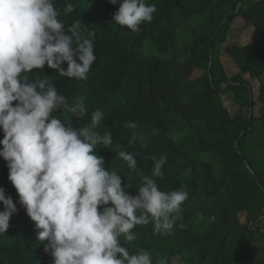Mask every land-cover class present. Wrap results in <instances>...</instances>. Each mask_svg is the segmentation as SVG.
Wrapping results in <instances>:
<instances>
[{
	"label": "trees",
	"instance_id": "obj_1",
	"mask_svg": "<svg viewBox=\"0 0 264 264\" xmlns=\"http://www.w3.org/2000/svg\"><path fill=\"white\" fill-rule=\"evenodd\" d=\"M245 1L145 0L156 7L153 20L132 31L114 21L119 4L110 0H53L66 27L79 20L96 34V60L86 80L61 77L47 64L29 74L49 75L66 97L67 104L54 114L79 126L93 111L104 112L98 131L111 132L120 150L138 153L137 169L130 170L113 151L97 149L105 166L129 183L131 194L138 192L144 176L152 175L151 157L162 154L167 157L163 177L153 178L164 191L184 187L188 192L179 219L166 235H153L150 220L133 229L136 240L121 237L130 252L151 251L154 262L167 256L169 264L175 258L184 264H264V171L259 174L245 153L246 136L259 121L264 147V0L243 7ZM67 3L74 5L72 13L64 12ZM237 18L251 26L252 40L225 46L238 68L230 76L216 46L226 43ZM197 70L201 74L192 78ZM250 79L259 80L260 114L254 112ZM226 89L249 92L246 118L230 114L222 98ZM235 98L240 95L235 93ZM77 102L88 110L81 122L68 112ZM130 121L135 129L127 127ZM134 134L142 139L129 144ZM3 135L0 131V140ZM207 155L210 160L203 159ZM8 175L0 157V187L18 208L7 232L0 234V264H53Z\"/></svg>",
	"mask_w": 264,
	"mask_h": 264
},
{
	"label": "clouds",
	"instance_id": "obj_2",
	"mask_svg": "<svg viewBox=\"0 0 264 264\" xmlns=\"http://www.w3.org/2000/svg\"><path fill=\"white\" fill-rule=\"evenodd\" d=\"M119 4L114 21L136 31L150 23L156 12L145 0H110ZM74 5L67 3L65 13ZM53 0H0V157L19 204L34 222L37 240L53 264H169L167 256L153 261L152 252H133L122 244L136 240L133 229L153 222V235H166L179 219L188 199L186 188L164 191L153 177H163L166 155L153 161L152 175L144 176L133 195L116 170L105 166L101 147L115 153L130 170L138 166V153L120 150L111 132L98 131L104 112L74 126L54 113L67 104L50 76L32 77L45 65L61 77L86 80L94 54L95 31L79 20L67 27L58 19ZM15 102V103H14ZM81 122L88 116L82 102L68 106ZM127 127L135 129L134 122ZM133 135L129 144L137 139ZM0 234L18 212L13 197L0 187Z\"/></svg>",
	"mask_w": 264,
	"mask_h": 264
},
{
	"label": "rangeland",
	"instance_id": "obj_3",
	"mask_svg": "<svg viewBox=\"0 0 264 264\" xmlns=\"http://www.w3.org/2000/svg\"><path fill=\"white\" fill-rule=\"evenodd\" d=\"M252 3L251 0H247L244 2L243 7H248ZM252 28L250 25L246 24L241 18H237L230 27V30L228 32V38L226 43L222 45L216 46L217 51V57L222 61L224 64V67L227 71V73L231 76L238 72V68L236 63L232 60L230 56H228L225 52V46L228 44H246L252 40ZM200 71H195L192 78L200 75ZM251 85H252V98L256 101V107L254 109V112L256 114H260L262 112L263 106L258 101V86H259V80L257 79H250ZM236 95H240V99L242 98L243 101L240 102V99L235 98ZM222 98L224 101L225 106L229 109L230 114L232 116H241L242 119L246 118V116L249 114L250 110L248 107V100L251 99V96L249 92L247 91H241L240 89H226L225 92L222 94ZM183 99L186 100L184 97ZM243 130V134H244ZM173 135L176 138H180L181 134L173 132ZM245 153L247 158L254 164L256 171L259 174H262L264 171V147H263V126L262 122H258L255 124V126L250 129L246 136V148ZM212 156L207 155L204 156L203 159H211ZM241 218L243 220L246 219L245 215H242ZM176 257H179V255H176ZM173 264H184L182 259L175 258L173 260Z\"/></svg>",
	"mask_w": 264,
	"mask_h": 264
}]
</instances>
